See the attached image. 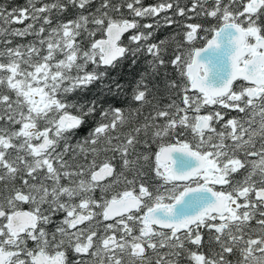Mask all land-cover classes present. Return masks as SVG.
<instances>
[{"label": "snow or ice", "instance_id": "obj_1", "mask_svg": "<svg viewBox=\"0 0 264 264\" xmlns=\"http://www.w3.org/2000/svg\"><path fill=\"white\" fill-rule=\"evenodd\" d=\"M38 3L28 0L11 11L0 6V87L15 97L0 91V264H264V0H214L210 8L204 7L208 0H194L187 10L177 5L176 15L200 7L198 14L218 26L203 29L211 33L203 47L182 51L178 44L170 61L164 59L167 39L148 43L154 33L138 31L153 29L152 23L109 14L123 4L102 0L93 12V0ZM137 5L141 0L126 2L139 18L159 17L174 7ZM69 7L76 17L54 25L53 13ZM175 22L163 18L166 26ZM185 27L184 41L191 45L202 25ZM130 30H137L129 37L136 45L131 48L121 43ZM28 36L36 40L10 46L14 38ZM144 50L151 59L131 94L139 107L130 112L139 116L152 103L147 78L155 79L167 64L178 79L165 71V87L178 90L181 103L156 107L121 141L112 133L130 121L114 103L124 96V86L116 77L104 81L108 69L128 56L135 66ZM97 82L113 98L107 107L68 99ZM212 105L245 115L225 121L220 111L201 114ZM149 129L152 142L161 141L152 154L160 183L151 190L141 161L146 164L152 155L136 148L148 147V139L139 136L148 137ZM189 130L191 140L183 138ZM109 152L119 156L118 173L115 155L97 162ZM89 156L86 164L69 163ZM25 204L30 210H23ZM205 244L207 254L200 250Z\"/></svg>", "mask_w": 264, "mask_h": 264}, {"label": "trees", "instance_id": "obj_2", "mask_svg": "<svg viewBox=\"0 0 264 264\" xmlns=\"http://www.w3.org/2000/svg\"><path fill=\"white\" fill-rule=\"evenodd\" d=\"M53 0H39V3L37 6H40L41 3H51ZM102 0H93L92 5L88 9L89 11H95L97 7H99ZM126 2L127 0H111L112 5L116 4H123L124 7L121 8L120 12H115L109 10V14L113 16V18H124V19H136L139 24H147L152 23L154 25L153 29H145L141 27L138 29V31L148 32L152 31L154 33L153 38L148 41V43L157 42L160 39H167L166 47L168 49L167 53L164 55V59L166 61H170L173 57L174 50L176 49L178 44L183 45L182 51L187 50L191 47L200 46L204 43L203 37L207 35L208 37L211 35V33L206 34L203 29L204 28H211L213 26H218V21L216 19L206 17L202 14H198L201 12V8L197 7L195 13L186 12V15L181 17L175 14L176 12V6L183 7L186 10L191 8L194 0H141V5L143 7H147L150 5H157L159 3H167L171 2L173 3L174 7L172 10L161 13L159 17H147V18H139V17H133L132 14L128 11L126 8ZM214 3V0H208V3L204 5L205 8H210ZM225 3H227V0H225ZM28 5V0H0V6H3L7 11H11L13 7H26ZM87 14V12H85ZM77 15V10L69 7L68 11L63 14H58L56 12L53 13V24L55 25L57 19H61L64 21H67L69 19H74ZM171 16L174 21H176L171 26H166L163 23L164 16ZM30 21H25V24H27ZM157 22H159V26L157 27ZM188 23L193 24H200L202 25V28L198 31L197 39L193 41L191 45L185 43L184 41V33L187 31L186 25ZM39 25H37L38 27ZM12 27H24L22 24H14ZM90 28L94 27L93 25H89ZM137 30H130L129 32L125 33L121 38V43L123 46L126 47H135L136 45L129 43V37L134 34ZM47 35V33H45ZM101 33H97L96 38H101ZM175 37V39H173ZM36 40V37L34 36H28L24 38H14L13 39V45L14 46L17 43H28L29 41ZM144 43V42H142ZM88 41H85L84 46L87 47ZM3 45L0 44V48H2ZM59 58V57H58ZM132 57L128 56L127 58L120 61L118 67L116 69H108L109 72V78L104 81V83H110L112 77H116L118 82L121 83L124 86V96L121 97L120 100L114 101L116 107H122L125 109V115L130 117V121L128 124H126L123 128L118 129L117 132L112 133V135H120L121 141L124 139L125 134L129 133L134 127H137L145 122L144 117L152 114L156 107L163 109L167 104L171 103L172 100H175L176 103L180 104L181 99L180 95H178V90H169L165 87V78L163 76V73L167 71L169 75V79H178V75L176 71L172 68L170 64H167L164 68L160 69V75L156 76L155 79H153L151 76L147 78V83L149 85V88L151 89L148 95L149 100L152 101L151 104H147L142 109V114L139 116H135L130 112V108H137L139 105L135 102H131V94L132 90L135 87V84L137 80L140 77V73L147 70V61L151 59L150 56L147 55L146 50L141 51L138 54L137 63L135 66H132L131 61ZM4 62H7L6 60ZM23 67V65H22ZM93 68L92 65H89L88 70L91 71ZM100 70H104L103 67ZM155 85H158V87H155ZM235 88V86H234ZM0 91L4 92L5 94L12 95L13 98L14 94L9 93L6 87H0ZM126 97V99H125ZM68 99L73 101H90V100H96L99 104L103 105L104 107H107L109 103L113 102V98L108 96L104 90L101 89L99 82L91 85L86 91L80 92L79 90L71 93L68 95ZM181 106H183L181 104ZM70 111L75 112V109H70ZM213 111H220L222 114H224L225 121L229 118L233 117H243L245 114L239 113L238 111L232 110V109H225L221 107L220 105H212L208 106L206 108H203L201 112H213ZM259 117H257V120ZM3 123V122H0ZM157 123H163V121H157ZM221 122L220 124H216L215 127L220 130L221 129ZM16 127H19L18 125ZM151 132L152 129H149V135L148 137H145L143 132L140 134L139 139L141 141L148 139L149 144L148 147H144V145L138 144L136 146L138 153H148L150 155L154 154L157 151V144L161 141L152 142L151 140ZM135 134V133H133ZM79 135H83V132H81ZM185 139H192L190 130L186 133ZM76 139H73L71 141L72 144H75ZM164 143L173 142L171 138H165L163 141ZM113 143H118V141H113ZM62 147V145H61ZM116 156V159L112 160V163L115 165L116 172L121 171V161L119 159L118 154L109 152L106 154H101V156L98 158L97 162L98 164L103 162L105 158H111L112 156ZM135 155V153L133 154ZM243 158V157H241ZM68 159V157H66ZM91 160V156H89L88 160H84L83 157H77L75 161L69 160V163L75 167L76 164H86ZM141 164L144 165L143 171L147 173L146 177L144 178V182L150 187V190L153 189L156 185H158L160 182L155 178L154 173L152 171V168L154 167V155H152V159L149 160L146 164H144L143 161H141ZM243 171V170H242ZM125 175L128 176L129 179H132V173H125ZM237 178H241L239 174H237ZM106 182V181H105ZM50 183V182H49ZM62 183H67V181H62ZM17 185H19V181H17ZM125 187L124 184L119 185L118 190H123ZM3 188V185H0V189ZM100 192L97 190L96 197L99 198ZM78 202V201H77ZM21 207H25L27 209H30L29 205H21ZM61 216L54 217V220H59ZM254 223V222H253ZM49 228H52L53 225H49ZM202 232L204 233V239L205 241L208 239V233L206 229H202ZM31 246V242H30ZM194 247V246H189ZM201 251H204L206 254L209 252V247L207 244L204 245ZM182 264H187V261H182Z\"/></svg>", "mask_w": 264, "mask_h": 264}, {"label": "flooded vegetation", "instance_id": "obj_3", "mask_svg": "<svg viewBox=\"0 0 264 264\" xmlns=\"http://www.w3.org/2000/svg\"><path fill=\"white\" fill-rule=\"evenodd\" d=\"M237 83H239V82H237ZM234 86H235V85H234ZM234 89L237 90V91L239 90V88L236 87V86H235ZM206 113H208V112H206ZM257 147H259V142H257ZM250 159H256V158H255V157H251ZM219 187H220V186H217V189H219Z\"/></svg>", "mask_w": 264, "mask_h": 264}, {"label": "water", "instance_id": "obj_4", "mask_svg": "<svg viewBox=\"0 0 264 264\" xmlns=\"http://www.w3.org/2000/svg\"><path fill=\"white\" fill-rule=\"evenodd\" d=\"M125 34V33H124ZM209 38H211V36L209 37ZM205 43V42H204ZM204 46V44L203 45H201V46H198V47H203ZM201 114H207V113H201ZM158 150V149H157ZM23 210H29V209H27V208H23Z\"/></svg>", "mask_w": 264, "mask_h": 264}]
</instances>
